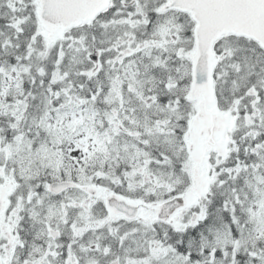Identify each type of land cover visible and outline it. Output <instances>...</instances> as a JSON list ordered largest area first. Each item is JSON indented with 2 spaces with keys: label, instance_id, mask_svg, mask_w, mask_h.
Returning a JSON list of instances; mask_svg holds the SVG:
<instances>
[{
  "label": "snow or ice",
  "instance_id": "snow-or-ice-1",
  "mask_svg": "<svg viewBox=\"0 0 264 264\" xmlns=\"http://www.w3.org/2000/svg\"><path fill=\"white\" fill-rule=\"evenodd\" d=\"M0 264H264V0H0Z\"/></svg>",
  "mask_w": 264,
  "mask_h": 264
}]
</instances>
